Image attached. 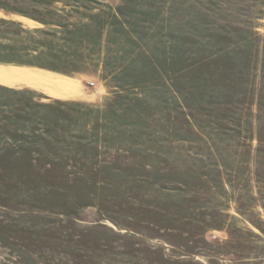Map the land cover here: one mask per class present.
Here are the masks:
<instances>
[{"label": "rangeland", "instance_id": "obj_1", "mask_svg": "<svg viewBox=\"0 0 264 264\" xmlns=\"http://www.w3.org/2000/svg\"><path fill=\"white\" fill-rule=\"evenodd\" d=\"M0 264H264V0H0Z\"/></svg>", "mask_w": 264, "mask_h": 264}, {"label": "bare ground", "instance_id": "obj_2", "mask_svg": "<svg viewBox=\"0 0 264 264\" xmlns=\"http://www.w3.org/2000/svg\"><path fill=\"white\" fill-rule=\"evenodd\" d=\"M34 79L36 81L42 82V83H52V84H61L63 85L64 83L59 82L57 77H51L48 75H42V74H36L34 76Z\"/></svg>", "mask_w": 264, "mask_h": 264}]
</instances>
